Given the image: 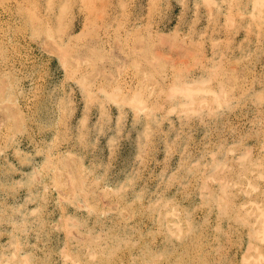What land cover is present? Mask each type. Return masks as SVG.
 <instances>
[{"label": "rangeland", "instance_id": "374dc122", "mask_svg": "<svg viewBox=\"0 0 264 264\" xmlns=\"http://www.w3.org/2000/svg\"><path fill=\"white\" fill-rule=\"evenodd\" d=\"M0 264H264V0H0Z\"/></svg>", "mask_w": 264, "mask_h": 264}]
</instances>
